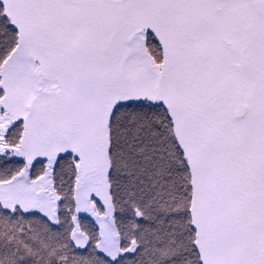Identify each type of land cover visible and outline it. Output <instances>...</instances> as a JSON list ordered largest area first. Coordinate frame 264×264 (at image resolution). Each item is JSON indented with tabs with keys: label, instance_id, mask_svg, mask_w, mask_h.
<instances>
[{
	"label": "snow or ice",
	"instance_id": "obj_1",
	"mask_svg": "<svg viewBox=\"0 0 264 264\" xmlns=\"http://www.w3.org/2000/svg\"><path fill=\"white\" fill-rule=\"evenodd\" d=\"M0 264H264V0H0Z\"/></svg>",
	"mask_w": 264,
	"mask_h": 264
}]
</instances>
